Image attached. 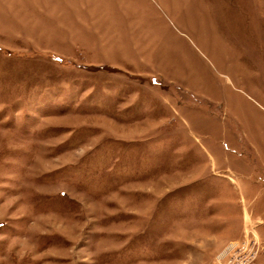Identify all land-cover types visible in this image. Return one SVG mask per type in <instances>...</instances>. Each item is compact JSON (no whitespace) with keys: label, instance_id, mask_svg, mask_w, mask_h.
<instances>
[{"label":"rangeland","instance_id":"374dc122","mask_svg":"<svg viewBox=\"0 0 264 264\" xmlns=\"http://www.w3.org/2000/svg\"><path fill=\"white\" fill-rule=\"evenodd\" d=\"M239 158L264 0H0V264H222Z\"/></svg>","mask_w":264,"mask_h":264},{"label":"crops","instance_id":"0c3cea01","mask_svg":"<svg viewBox=\"0 0 264 264\" xmlns=\"http://www.w3.org/2000/svg\"><path fill=\"white\" fill-rule=\"evenodd\" d=\"M236 167L224 166L233 173L235 187H237V201L246 203L245 211L250 218L259 219L255 232L261 245L254 264H264V177L255 178V169L264 171V163L255 167L253 163L239 158ZM264 176V172H263Z\"/></svg>","mask_w":264,"mask_h":264},{"label":"built area","instance_id":"2783aa9c","mask_svg":"<svg viewBox=\"0 0 264 264\" xmlns=\"http://www.w3.org/2000/svg\"><path fill=\"white\" fill-rule=\"evenodd\" d=\"M251 230L246 232L243 239L230 243L228 253L222 264H253L258 252V238Z\"/></svg>","mask_w":264,"mask_h":264}]
</instances>
